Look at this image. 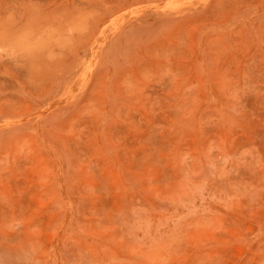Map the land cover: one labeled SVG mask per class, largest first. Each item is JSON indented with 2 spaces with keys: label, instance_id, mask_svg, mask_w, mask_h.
Here are the masks:
<instances>
[{
  "label": "rangeland",
  "instance_id": "1",
  "mask_svg": "<svg viewBox=\"0 0 264 264\" xmlns=\"http://www.w3.org/2000/svg\"><path fill=\"white\" fill-rule=\"evenodd\" d=\"M0 264H264V0H0Z\"/></svg>",
  "mask_w": 264,
  "mask_h": 264
}]
</instances>
